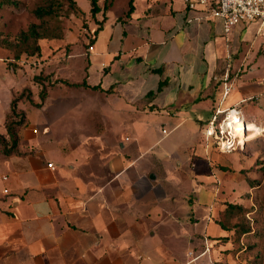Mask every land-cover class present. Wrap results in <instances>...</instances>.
I'll use <instances>...</instances> for the list:
<instances>
[{
  "label": "crops",
  "instance_id": "0c3cea01",
  "mask_svg": "<svg viewBox=\"0 0 264 264\" xmlns=\"http://www.w3.org/2000/svg\"><path fill=\"white\" fill-rule=\"evenodd\" d=\"M110 4L97 15L105 20L92 49L80 63L68 56L61 78L113 100L120 141H44L33 135L40 128H30L43 123L29 114L19 153L0 152V264H215L228 248L222 239L233 230L219 217L237 203L224 204V182L232 181L225 171L233 167L218 158L233 153L214 151L203 128L231 107L264 124L260 22L240 24L227 37L222 19L190 11L183 0H134L130 16L129 0ZM11 62L0 51L4 135L12 102L27 84ZM49 64L48 75L59 79L58 60ZM227 71L233 89L224 99ZM93 162L107 171L84 169ZM173 163L188 169L192 184L212 188L210 204L202 205L192 186L178 185L184 174L171 170ZM156 178L177 180L149 185Z\"/></svg>",
  "mask_w": 264,
  "mask_h": 264
},
{
  "label": "rangeland",
  "instance_id": "374dc122",
  "mask_svg": "<svg viewBox=\"0 0 264 264\" xmlns=\"http://www.w3.org/2000/svg\"><path fill=\"white\" fill-rule=\"evenodd\" d=\"M49 1L51 0H0V51L5 53L8 59L15 61L11 64L17 67L22 77H25L27 84L24 90L32 91L34 102L41 103L39 93L42 89L41 85L33 83L34 77L47 75L49 72L47 69L51 67L49 62L52 60H58L57 69L60 70L59 79L53 78L47 81L45 77L48 76H41L40 82L47 85L48 93L41 108L32 105L27 99L28 93H25L22 108L25 109L28 125L18 131L29 127V114L35 113L34 122L40 121L43 126L35 125L30 128L31 130L40 128L42 131L40 134L32 133L36 138L44 141H120L114 130L111 112L113 100L110 97L84 87H69L59 82L63 81L62 68L67 63L68 56H71V60L75 59V63H80L79 58L86 57L91 41L95 40V31L99 28V24L91 16L90 0H71V2L52 0L56 5L55 15L44 20L37 19L33 11ZM31 25H37L38 32L44 36L58 37L38 41L43 49L40 58L29 56L36 46L34 39L25 42L21 37V33L28 31ZM72 80H77V77H73ZM50 82L53 84L49 85ZM258 113L264 114L263 111ZM263 119V117L258 118L260 122L261 120L263 122ZM257 126L250 135L249 133L245 135V141L239 150L232 155H219L218 158L221 164L233 167L225 171L226 179L233 182H224L226 186L223 190L227 195V202L224 204L228 205V202L232 201L240 204L241 208L229 214L223 213L219 217L224 225L235 228V231L233 230L228 238L222 239V243H227L228 248L218 252V258L214 259L215 264H264V124L260 125L261 127ZM44 128H47L45 133ZM154 134L155 137L162 135L156 129ZM157 146L152 151L158 152L160 146L159 149ZM212 149L217 150L215 147ZM0 152L2 153V147ZM84 169L107 171V166L93 162L89 165L85 164ZM171 170L184 174L178 184L180 187L183 186L181 188L188 191L192 186L194 192L198 194L199 202L202 205L210 204L212 188H207L201 183L192 184V177L185 166L181 167L173 163ZM201 170L200 165L196 171L201 172ZM155 171L162 172V170ZM175 180L177 179L156 178L151 182L149 179V185L166 188L175 185ZM220 196H223L222 191ZM229 197H232L231 200ZM191 198L192 195L187 194L185 202L189 204ZM170 200H174L172 195ZM244 231L247 232L243 233ZM223 256H227L226 262Z\"/></svg>",
  "mask_w": 264,
  "mask_h": 264
},
{
  "label": "built area",
  "instance_id": "2783aa9c",
  "mask_svg": "<svg viewBox=\"0 0 264 264\" xmlns=\"http://www.w3.org/2000/svg\"><path fill=\"white\" fill-rule=\"evenodd\" d=\"M190 11L205 12L207 18H220L223 20L224 32L228 37L240 24L249 23L255 20L260 22L259 34L264 35V0H183ZM90 49L91 46H90ZM233 84L230 81V74L227 71L224 75L223 97L231 93ZM232 114L244 116L241 109L231 107L226 111L217 110L212 118L203 128L207 143L212 144L222 154H231L242 146L245 130L238 135V131L232 126ZM166 133V131H164ZM48 167L54 169L52 163Z\"/></svg>",
  "mask_w": 264,
  "mask_h": 264
},
{
  "label": "trees",
  "instance_id": "16d2710c",
  "mask_svg": "<svg viewBox=\"0 0 264 264\" xmlns=\"http://www.w3.org/2000/svg\"><path fill=\"white\" fill-rule=\"evenodd\" d=\"M71 2V0H68ZM110 2L111 0H104V2L102 4H100V0H90V13L92 18L95 20L96 23L99 24V28L95 31L96 35H98V33L102 30L103 28V21H98L97 20V15L100 14L101 12H103L104 14H106L107 10L110 7ZM55 8L56 5L54 4V2L51 0L49 1L46 5L44 6H40L38 8H36L33 11L34 16L39 19V20H44L47 17H53L55 15ZM134 10V0H129V11L127 13V16H130L132 14ZM38 26L37 25H31L28 29V31L21 33V37L22 40H24L25 42H27L30 39H34L36 46L34 51H32L31 53H29V56H36L37 58H40L42 55V47L41 45L38 43V41L42 40V39H48L49 37L42 35L41 33L38 32ZM54 38H58V37H52L49 39H54ZM94 43V41H91V45ZM89 45V47L91 46ZM41 76H48L45 77V80L49 81V79H51V75H39V76H35L34 77V81L33 83L35 84H39L42 86V89L39 93V98L41 99V103H35L32 99V91L27 89V90H23V92L15 97V99L12 102V106H11V111L10 113L7 115L6 117V121H5V130H6V134H0V147H2V154L5 156H11L14 154H18V146H19V141H20V137H19V129L27 126L28 125V119L27 116L25 114V111H22L19 109V105L20 103L23 102V99L25 97V93H28V97L27 99L29 100V102L34 105L36 108H41L44 101L47 98V85H43L40 81H41ZM69 87H84V88H91L89 85H87L86 82H83L82 84H77V83H70L69 81H59ZM53 83H49V85H52ZM93 90H98V87H93L91 88ZM229 208L232 210V212H236L237 209L241 208V205L238 204H229ZM222 227L224 229L227 230H234L235 228H229L226 225L222 224ZM247 231H244L243 233H246Z\"/></svg>",
  "mask_w": 264,
  "mask_h": 264
},
{
  "label": "bare ground",
  "instance_id": "6f19581e",
  "mask_svg": "<svg viewBox=\"0 0 264 264\" xmlns=\"http://www.w3.org/2000/svg\"><path fill=\"white\" fill-rule=\"evenodd\" d=\"M231 121H232V126L237 129L238 135L242 134V132L245 130H249V135H250L251 131H254L258 127L257 126L258 124H256L254 121H247L246 118L244 116H241L240 114H232ZM245 135L246 133L244 134L241 143H244Z\"/></svg>",
  "mask_w": 264,
  "mask_h": 264
}]
</instances>
